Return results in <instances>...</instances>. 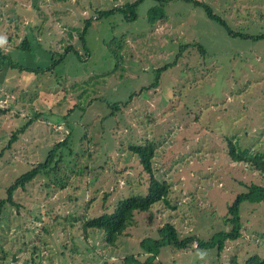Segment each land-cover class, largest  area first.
Masks as SVG:
<instances>
[{
	"label": "rangeland",
	"instance_id": "rangeland-1",
	"mask_svg": "<svg viewBox=\"0 0 264 264\" xmlns=\"http://www.w3.org/2000/svg\"><path fill=\"white\" fill-rule=\"evenodd\" d=\"M133 1L0 0L2 55L29 68L46 67L67 46L81 56L66 55L53 75L0 67V199L68 137L57 175L17 190L19 208L8 207L1 218L0 264H121L140 253L141 240L157 239L166 223L180 239L208 241L228 228L224 217L236 195L264 185L250 165L230 160L227 142L264 154V39L229 37L201 8L178 0L164 6L167 19L154 25L147 20L157 5L153 0L138 6L132 22L118 13L95 20V11ZM198 1L232 31L264 34V0ZM86 19L92 21L85 35L88 56L78 39ZM24 38L29 52L17 48ZM119 42L117 66L111 51ZM165 65L157 79L155 71ZM115 104L119 110L106 118ZM30 120L8 147L12 131ZM146 140L155 145V177L170 186L168 203L135 213L112 247L102 233L85 232L82 225L118 200L145 194L147 176L128 149ZM239 212L241 237L226 242L220 254L194 244L186 250L165 247L153 264L264 258V204L245 202Z\"/></svg>",
	"mask_w": 264,
	"mask_h": 264
},
{
	"label": "trees",
	"instance_id": "trees-1",
	"mask_svg": "<svg viewBox=\"0 0 264 264\" xmlns=\"http://www.w3.org/2000/svg\"><path fill=\"white\" fill-rule=\"evenodd\" d=\"M144 0H135L132 3H125L118 7H113L109 10H99L95 11L96 17L95 20L100 21L103 18L112 16L113 14H121L123 20L127 22H132L137 18V8L143 3ZM157 5L151 8L147 12V20L149 25H154L159 21H165L167 19L164 12V6L172 1L177 0H153ZM192 5L193 7L201 8L206 14L207 18L211 21L216 22L227 32L229 37L240 38L242 40H263L264 34L259 35H248L242 34L239 32L232 31L227 22L222 19L220 16L213 13L212 9L205 4L203 1L198 0H178ZM91 19H86L83 21V28L79 33V41L82 45V49L85 51L86 55H89L88 49L86 48L85 35L89 27L91 26ZM197 45V47H196ZM117 51H111L115 54L117 61V66L120 65L122 61L121 49L122 46L120 42L118 43ZM195 47L198 51L203 54L204 51L201 46L195 44ZM18 50L23 52H29L31 50V44L27 38H24L17 47ZM112 48V47H111ZM187 48V47H186ZM110 49V46H109ZM69 53H73L78 59H80V54L73 47L67 46L63 53H56L55 55L50 56L51 62L44 68L35 67L29 68L23 65H20L13 61L9 56H4L1 54L0 49V62L2 66L7 67L10 70H16L19 73H28L34 76L42 75L48 73L50 75L54 74L56 67L61 65ZM6 62V65L4 64ZM175 64V62L173 63ZM168 65H165L163 68H159L155 71L157 79L159 74L166 70ZM2 68V69H3ZM0 69V70H2ZM156 83L148 87H144L142 90H149L152 87H155ZM131 100L132 95L129 97ZM126 106V102L122 104ZM112 112L106 116L112 117L114 112L119 110L117 104L111 106ZM73 109H70L68 112L71 113ZM33 121L30 120L19 129L12 131L11 138L8 141V147L18 140V136L23 134L27 127ZM68 137L61 142L56 143L51 149L41 163L32 165L31 169L18 178L8 186L5 191V197L0 199V220L4 216L6 209L8 207L19 208V205L14 199V194L17 190H23L25 187L32 183L35 179L39 177L48 178L50 175L56 176L60 170V163L64 162V156L60 153L61 150L67 146ZM228 156L230 160L234 163H244L250 165L257 173L264 178V154H259L250 150L249 148L240 149L236 145L235 141L228 139ZM129 152L133 154L141 167L142 172L147 176L146 182V192L144 195H132L123 200H118L113 209L110 211L107 209L101 215L93 218H88L83 222L82 228L83 231L92 230L98 231L103 234L104 241L107 245L114 247L117 239L123 234V232L133 224V219L135 213H146L158 203H164L167 205V199L170 194V186L166 181L158 180L154 175L153 169V159L155 157V145L152 141L146 140L143 144L131 145L129 147ZM60 188H64L65 184L60 183ZM250 204H264V185H249L247 190L243 193L236 195L232 203L227 208V213L224 217V226L228 227L226 230L220 231L213 235L208 241H203L197 237H184L179 238L177 229L169 224H164L160 229H158L157 239L144 238L140 241V253L128 255L123 258L121 264H153L155 261H158V256L162 248L172 247L175 250H186L194 243H197L196 249L210 250L215 249L218 254H220L226 245V242H235L241 237V231L243 228L241 219H240V206L242 203ZM230 264H264V258H261L258 255H252L248 257L242 263H238L235 258H233Z\"/></svg>",
	"mask_w": 264,
	"mask_h": 264
},
{
	"label": "built area",
	"instance_id": "built-area-1",
	"mask_svg": "<svg viewBox=\"0 0 264 264\" xmlns=\"http://www.w3.org/2000/svg\"><path fill=\"white\" fill-rule=\"evenodd\" d=\"M196 247H197V243H194L193 248H196Z\"/></svg>",
	"mask_w": 264,
	"mask_h": 264
},
{
	"label": "water",
	"instance_id": "water-1",
	"mask_svg": "<svg viewBox=\"0 0 264 264\" xmlns=\"http://www.w3.org/2000/svg\"><path fill=\"white\" fill-rule=\"evenodd\" d=\"M12 262H14V255L12 256Z\"/></svg>",
	"mask_w": 264,
	"mask_h": 264
}]
</instances>
